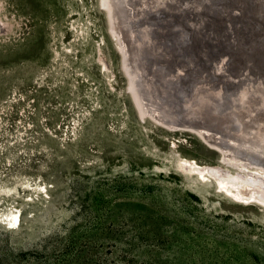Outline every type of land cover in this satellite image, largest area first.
<instances>
[{
  "label": "rangeland",
  "instance_id": "1",
  "mask_svg": "<svg viewBox=\"0 0 264 264\" xmlns=\"http://www.w3.org/2000/svg\"><path fill=\"white\" fill-rule=\"evenodd\" d=\"M236 8L151 14L159 59L217 76ZM106 29L97 0H0V264H264V204L175 167L173 153L218 161L195 133L140 119ZM190 32L199 51L180 55Z\"/></svg>",
  "mask_w": 264,
  "mask_h": 264
},
{
  "label": "bare ground",
  "instance_id": "2",
  "mask_svg": "<svg viewBox=\"0 0 264 264\" xmlns=\"http://www.w3.org/2000/svg\"><path fill=\"white\" fill-rule=\"evenodd\" d=\"M106 1L109 6L102 12L114 47L118 46L122 51L123 46H130L134 50L131 64L133 77L130 80L126 77V88L129 89L132 83H139L135 89L139 95H134L138 101V112L153 111L158 120L173 126L170 131L195 133L205 145L218 148L227 163L209 164L193 156L179 154L176 158L181 167L195 172L200 179L208 177L205 171L213 175L216 187L238 203L264 204V0H226L237 7L236 26L232 31H226L229 36L227 50L218 54L215 68L219 72L216 71L218 74L215 77L194 63L189 64L188 71L172 68L168 61L159 59L154 49L155 41L150 38L147 21L151 14L167 12L177 15L191 6L194 0ZM180 43V55H193L198 50H194L192 32L184 34ZM98 51V63L106 70L101 48ZM119 61L121 66L124 62L121 54ZM184 109H189L188 114L182 112ZM232 167L236 172L230 171ZM2 219L15 228L19 215L7 212Z\"/></svg>",
  "mask_w": 264,
  "mask_h": 264
},
{
  "label": "water",
  "instance_id": "3",
  "mask_svg": "<svg viewBox=\"0 0 264 264\" xmlns=\"http://www.w3.org/2000/svg\"><path fill=\"white\" fill-rule=\"evenodd\" d=\"M99 1H100V4H99ZM98 1V4L101 8V10L103 11L104 9H106L107 5L109 6V4L107 3L106 0H99ZM106 22V20H105ZM117 55L119 57V54L122 55V58L124 60L123 64L121 65L122 67V71H124V75L125 77H127L128 80H130L132 77H133V74H132V62L134 60V50L133 48L129 46V48H126L125 46L122 47V51L121 49H119V47L117 46ZM120 65V63H119ZM139 86V83L136 82L135 84H131V87L129 89H126L129 90L127 91L129 94H130V101H131V104L133 106V108L135 109V111L137 112V114L139 115L140 119H143L145 116L149 117L150 119L156 121L157 124L163 126L165 129L167 130H170L173 128V126H170V125H166L165 123H163L162 121L158 120V118L153 114L154 112L153 111H139L138 112V106H137V102L136 99H135V94L139 95L138 92H136L137 90V87ZM136 89V90H135ZM126 92V93H127ZM153 110V109H152ZM185 111L182 110V112H185L188 114L189 112V109H184ZM201 115H205V114H201ZM251 140L253 141H258V139L254 138V137H250ZM203 143V142H202ZM205 145V143H203ZM205 147L209 150V151H212L214 154H215V161H218L220 164H226L227 163L225 162V159H223L220 155V151L218 148L215 147V149L213 147H210L208 145H205ZM173 161H174V165L176 168H178L180 171H182V167L181 165L178 163L177 161V154L176 153H173ZM193 175H195L194 173H192ZM205 174L208 175L207 179H206V182L210 183L216 190V180L215 178L213 177V175H210L208 174L206 171H205ZM218 191V190H217Z\"/></svg>",
  "mask_w": 264,
  "mask_h": 264
}]
</instances>
